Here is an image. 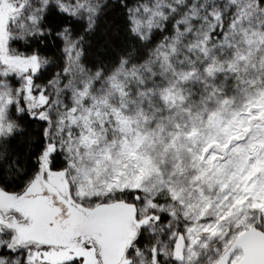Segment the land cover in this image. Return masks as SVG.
I'll return each instance as SVG.
<instances>
[{
  "label": "snow or ice",
  "instance_id": "1",
  "mask_svg": "<svg viewBox=\"0 0 264 264\" xmlns=\"http://www.w3.org/2000/svg\"><path fill=\"white\" fill-rule=\"evenodd\" d=\"M103 6L0 0V264H264V0H124L133 49L93 70ZM50 15L42 81L13 44Z\"/></svg>",
  "mask_w": 264,
  "mask_h": 264
},
{
  "label": "trees",
  "instance_id": "2",
  "mask_svg": "<svg viewBox=\"0 0 264 264\" xmlns=\"http://www.w3.org/2000/svg\"><path fill=\"white\" fill-rule=\"evenodd\" d=\"M124 0H104L103 8L98 17L95 30L85 36V56L84 62L87 67L96 70L100 67H105L110 70L112 64L122 55L127 54L133 49V41L127 31L126 9L122 6ZM129 6L135 3V0H128ZM55 31L52 36H49L46 43H41L37 46L36 43L26 40H19L13 44L20 51H26L28 54L36 51L39 47L40 55L47 57L51 64L44 71L41 80L46 81L52 74L61 70L63 66L62 56V41L59 38H53L56 31H59L65 26L66 18L59 15H50L46 21ZM71 27L75 35H84V26L82 23L71 22ZM159 37H157V40ZM139 46L138 44L136 45ZM147 51V49H144ZM25 123H29L25 121ZM38 127L35 122L31 123L28 133L33 141L35 134L38 132ZM4 149L0 148V155ZM28 148L19 141L13 143L9 148L8 159L21 160L25 159Z\"/></svg>",
  "mask_w": 264,
  "mask_h": 264
},
{
  "label": "rangeland",
  "instance_id": "3",
  "mask_svg": "<svg viewBox=\"0 0 264 264\" xmlns=\"http://www.w3.org/2000/svg\"><path fill=\"white\" fill-rule=\"evenodd\" d=\"M104 0H100V3L102 4V2H103ZM14 47V46H13ZM62 47H63V43H62ZM15 48V47H14Z\"/></svg>",
  "mask_w": 264,
  "mask_h": 264
}]
</instances>
